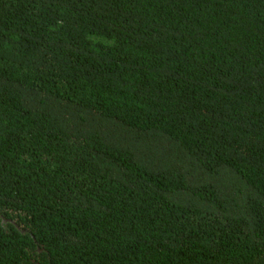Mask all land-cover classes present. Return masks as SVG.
<instances>
[{
  "label": "trees",
  "instance_id": "obj_1",
  "mask_svg": "<svg viewBox=\"0 0 264 264\" xmlns=\"http://www.w3.org/2000/svg\"><path fill=\"white\" fill-rule=\"evenodd\" d=\"M0 264H264V0H0Z\"/></svg>",
  "mask_w": 264,
  "mask_h": 264
}]
</instances>
